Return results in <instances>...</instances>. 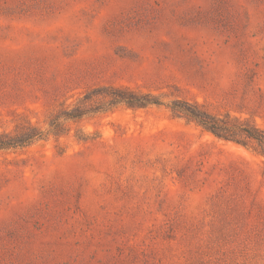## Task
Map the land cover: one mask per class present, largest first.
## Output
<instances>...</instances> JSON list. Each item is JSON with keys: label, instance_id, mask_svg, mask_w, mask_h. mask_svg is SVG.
<instances>
[{"label": "rangeland", "instance_id": "374dc122", "mask_svg": "<svg viewBox=\"0 0 264 264\" xmlns=\"http://www.w3.org/2000/svg\"><path fill=\"white\" fill-rule=\"evenodd\" d=\"M175 100L264 131V0H0V264H264V141Z\"/></svg>", "mask_w": 264, "mask_h": 264}, {"label": "trees", "instance_id": "16d2710c", "mask_svg": "<svg viewBox=\"0 0 264 264\" xmlns=\"http://www.w3.org/2000/svg\"><path fill=\"white\" fill-rule=\"evenodd\" d=\"M116 103H124L130 107H144L147 105H161L154 97L147 94H135L131 91H114L110 95ZM167 107L180 117L188 121L195 122L204 131L211 133L219 140L232 141L243 146H247L249 141H264V131L255 129L238 119L230 117L228 114L223 116L213 115L201 109L196 103L175 100ZM66 118H78L77 109L65 115ZM42 131L32 129L28 132H17L14 134L0 133V150L24 147L36 139H42Z\"/></svg>", "mask_w": 264, "mask_h": 264}]
</instances>
